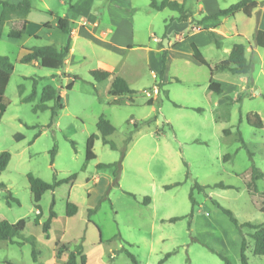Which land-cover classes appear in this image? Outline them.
<instances>
[{"label": "rangeland", "instance_id": "374dc122", "mask_svg": "<svg viewBox=\"0 0 264 264\" xmlns=\"http://www.w3.org/2000/svg\"><path fill=\"white\" fill-rule=\"evenodd\" d=\"M176 1L188 14L186 20L178 12L153 10L149 0H30L21 37H7L10 29L21 28V19L12 18L5 26L0 56L13 71L0 117V153L10 155L0 173V220L24 219L22 234L34 237L37 245L33 258L29 243L0 242V264H60L67 253L58 256L59 248L71 250L79 243L86 264H134L125 251L136 264H225L217 254L240 264L242 237L248 264H264V256L252 254V231L243 228L241 236L219 208L231 210L240 223H264L251 203L264 199V176L257 194H248L238 176L251 165L264 175V48L253 40L256 30L264 31V0H256L258 7L249 18L237 13L218 20L219 48L207 31L216 23L202 18L210 9L224 10L241 0ZM57 17L73 22L75 29L84 18L91 37L70 36L68 62L61 68L20 63L25 49L65 46L68 36L56 29ZM197 21L204 31L192 36ZM97 39L129 47L112 52ZM192 42L211 66L226 59L234 44H243L252 70L211 75L192 58ZM172 49L163 67L162 54ZM105 66L127 81L131 103L111 104L107 82H93L91 72ZM211 81L219 83L220 94L207 90ZM34 85L35 101L22 102ZM45 86L57 89L62 98L63 108L54 116L51 109L33 111ZM249 114L260 117L262 129L246 123ZM100 117L115 129L108 138L114 149L101 142L96 127ZM91 135L98 136L95 159L87 162L85 145ZM122 154L118 170L97 167L119 162ZM28 174L46 183L71 175L76 179L34 203ZM8 192L18 203L7 198ZM52 202L56 217L46 238L42 224ZM66 203L76 205L75 215H65ZM172 218L179 220L170 222ZM166 254L170 256L162 261Z\"/></svg>", "mask_w": 264, "mask_h": 264}, {"label": "trees", "instance_id": "16d2710c", "mask_svg": "<svg viewBox=\"0 0 264 264\" xmlns=\"http://www.w3.org/2000/svg\"><path fill=\"white\" fill-rule=\"evenodd\" d=\"M150 7L156 11H162L168 9L173 12H178L180 15V20H186L188 18V14L185 13L183 6L180 2L176 0H163L157 2L156 0H149ZM264 4V1H263ZM0 38L2 36V30L5 25H7L12 18H18L23 20V24L19 30L10 29L7 37L9 39H19L24 32L26 26V18L31 11V4L30 0H20L17 4H10L8 2L0 0ZM258 7V3L256 0H241L238 3L231 5L227 9L219 10L217 13L204 16L202 21H218L223 17H232L237 13H241L246 17H251L253 11ZM56 29L63 34L68 36L66 44L61 49H56L53 46H40L34 47L31 49H25L24 54L19 59V62L22 64H31L37 63L38 66L42 68H50V69H58L63 67L65 64V60L70 52V35L72 31V23L64 18V17H57L56 18ZM46 28H50L46 25ZM211 37L215 43L216 48L220 47V41L218 40V36L215 32H211ZM254 44L257 47L264 48V31L256 30L253 36ZM190 48L192 51V58L199 64L208 68L210 74L212 75L215 71H228L232 75H247L252 70L251 62L245 56V47L243 44H234L227 56L226 59L219 61L218 63L211 66L207 63V61L202 57L200 51L196 47L194 43L190 44ZM166 58L165 52L162 54V65L164 67V61ZM13 71V65L9 62V60L4 57L0 56V117L5 111V107L2 104V96L5 92L6 86L8 84L10 75ZM91 76L93 82L95 84L101 83L108 78H111V83L108 88V95L112 98L110 101L111 104H121L124 102H132L130 95L133 94V91L130 90L127 82L120 76H115L111 72L105 70H94L91 72ZM72 85L69 84L66 89H71ZM208 91L220 94L221 88L219 83L216 82H209L208 84ZM127 96L125 99L122 97ZM36 98V91L35 85L33 88L32 93L24 97L21 101L24 103H33ZM52 102L54 105L50 108L47 104ZM147 104H152L151 100L147 101ZM63 108L62 98L59 91L52 86H45L42 89L40 102L39 104L33 107V111L43 112L47 109L52 110L53 116L56 114L57 111ZM246 123L255 129H262L263 122L257 114H249L246 116ZM97 131L101 138V142L103 145L109 146L111 149H114V144L108 140V138L115 132L114 127L103 117H100L97 122ZM225 136L229 135V131H224ZM97 135H91L85 145V160L91 161L95 159V155L92 152L94 141L97 139ZM55 150L52 153L54 155ZM123 158L120 159L119 162L110 165L99 164L97 165L98 168H105V167H112L114 166L116 170L120 168V164ZM225 160L229 159V156L224 157ZM10 160V155L8 152H1L0 153V173L3 172ZM239 178L248 194H257V182L263 178V173L256 168L255 166L251 165L242 173H240ZM76 179L75 175H71L61 181H53L52 183H46L43 180L32 176L31 174L27 175L28 185L30 192L32 194V199L34 203H38L41 199V196L47 191H54L61 185H68L72 186ZM179 185L174 184L173 186ZM4 185L0 184V188H3ZM171 186L165 187L169 189ZM195 187L198 190H202L203 187L195 184ZM8 199L18 203V201L11 197V194L8 192ZM190 200L192 204V211L190 216H192L193 208H194V200L190 195ZM149 198L144 200V204H148ZM251 203L254 206V209L264 215V199L263 200H252ZM9 204V203H8ZM54 202H52L49 217L48 219L42 224V234L47 238L50 230V225L52 219H54L55 213L53 212ZM221 212L227 217L230 223L236 228V230L240 233L242 232L243 228L249 229L252 231L249 237L253 240L254 247L252 250V254L255 256H264V223L261 224H252L250 222L240 223L237 218L234 216L233 212L229 209H225L219 207ZM77 207L73 203H66L65 206V215L67 217H71L76 214ZM93 211H90V213ZM179 220V218H172L170 222H175ZM25 228V220L20 219L16 223H9L6 220H0V242H8L11 244L22 245L24 243H29L33 246L34 250L32 252L33 258H35L36 251L35 247L37 242L34 237L28 236L25 237L22 233ZM242 236V235H241ZM18 240V241H17ZM246 251V240L245 238H241L240 248H239V261L240 264H248V259L245 255ZM67 253L66 260L60 264H86V255L83 254L82 245L76 244L73 249L67 250L64 246L60 247L58 250L57 255L60 256L63 253ZM126 255L136 264L135 258L127 251H125ZM218 257L225 263L230 264L228 259L220 254H217ZM170 254H166L162 261L166 260ZM5 264H11L6 262Z\"/></svg>", "mask_w": 264, "mask_h": 264}, {"label": "crops", "instance_id": "0c3cea01", "mask_svg": "<svg viewBox=\"0 0 264 264\" xmlns=\"http://www.w3.org/2000/svg\"><path fill=\"white\" fill-rule=\"evenodd\" d=\"M2 1H5V2H8L10 4H17L18 2H20V0H2ZM205 1V0H203ZM220 9H218L217 7L214 8V9H210L206 12L205 16H209V15H212V14H215L219 11ZM0 13H1V7H0ZM30 14V13H29ZM28 14V15H29ZM28 18V16H27ZM26 18V19H27ZM85 22L86 20H84V18H80L79 20V23L77 24V27L76 29L74 27H72V31H71V35L70 36H75V35H79V36H87V37H91L90 35V32L85 28ZM204 22V21H203ZM203 22H200V21H197L195 27L192 28V36L196 35V34H199L200 32L204 31L202 30V23ZM207 22H215L216 24H214V26H212L211 28H208L207 31H210V32H215V29L216 27L218 26V21H211V20H207ZM22 24H23V20H22ZM27 24V23H26ZM8 25V24H7ZM5 25V26H7ZM72 25H73V22H72ZM5 26L3 27V29L5 28ZM22 26V25H21ZM9 32V31H8ZM2 33H3V30H2ZM216 33V32H215ZM8 34V33H7ZM113 34V33H112ZM114 35V34H113ZM106 34H102V37H105ZM2 37V36H1ZM93 39V38H92ZM152 40L153 41H156V39L154 37H152ZM182 37L181 36H178V41H182ZM96 42L102 46L104 49L106 50H109V51H112V52H123L126 48L125 47H129L128 45L127 46H123L121 44H118L116 42H114V40H111V41H104V40H99L97 39ZM158 42V41H156ZM193 43V42H192ZM170 46V43L168 44ZM161 52L163 51L162 49H160ZM173 51L172 50H169V51H166V58H165V61H164V67L167 66L168 62L171 60V52ZM24 54V52H23ZM22 54V55H23ZM69 55V54H68ZM68 57V56H67ZM68 62V58H66L65 60V64ZM34 65L38 66L37 63H33ZM105 71H108V72H111L113 74V68L111 67H108V66H105L104 67ZM103 69V70H104ZM114 75V74H113ZM124 79V78H123ZM126 81V80H125ZM104 82H107V89L109 88V85L111 83V78H108L107 80L101 82V83H104ZM127 82V81H126ZM97 84H100V83H97ZM208 90V88H207ZM149 100V99H148ZM152 102H153V99H152ZM63 258V257H62Z\"/></svg>", "mask_w": 264, "mask_h": 264}]
</instances>
